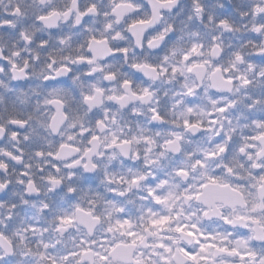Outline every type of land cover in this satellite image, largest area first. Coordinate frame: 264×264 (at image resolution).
Masks as SVG:
<instances>
[{"label": "clouds", "instance_id": "1", "mask_svg": "<svg viewBox=\"0 0 264 264\" xmlns=\"http://www.w3.org/2000/svg\"><path fill=\"white\" fill-rule=\"evenodd\" d=\"M0 264H264V0H0Z\"/></svg>", "mask_w": 264, "mask_h": 264}]
</instances>
